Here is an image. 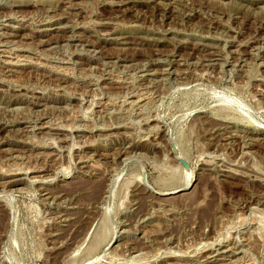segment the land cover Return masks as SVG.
<instances>
[{
	"label": "rangeland",
	"instance_id": "rangeland-1",
	"mask_svg": "<svg viewBox=\"0 0 264 264\" xmlns=\"http://www.w3.org/2000/svg\"><path fill=\"white\" fill-rule=\"evenodd\" d=\"M0 53V264H264V0H0Z\"/></svg>",
	"mask_w": 264,
	"mask_h": 264
},
{
	"label": "bare ground",
	"instance_id": "bare-ground-1",
	"mask_svg": "<svg viewBox=\"0 0 264 264\" xmlns=\"http://www.w3.org/2000/svg\"><path fill=\"white\" fill-rule=\"evenodd\" d=\"M1 54V53H0ZM1 58H3L2 59V61L4 60V63L5 62H7L8 63V60H9V58L10 57H8V55H6L5 53H3V54H1V56H0ZM19 61H17V62H15V63H18ZM14 62H13V59H12V62H10L9 61V64H13ZM14 65V64H13ZM140 100V99H139ZM138 100V101H139ZM140 102V101H139ZM157 127V126H156ZM251 140V139H250ZM95 167V166H94ZM183 167V166H182ZM188 167V166H187ZM185 170H187V168H185V167H183ZM190 177V176H189ZM190 182V181H189ZM189 185H190V183H188ZM183 186H185V185H183ZM187 186V185H186ZM184 189V188H183ZM161 190V189H160ZM163 192V191H162ZM161 191L160 192H157L159 195H164V194H169V193H174V192H176V191H168V192H163L162 193ZM5 198V197H4ZM99 202V201H98ZM95 205V204H94ZM97 205V204H96ZM57 217V216H56ZM114 237V236H113ZM225 240H226V238H225ZM111 242V241H110ZM219 242V241H218ZM221 242V241H220ZM108 243H109V241H108ZM110 244V243H109ZM97 245V244H96ZM95 245V246H96ZM92 248V247H91ZM90 249V248H89ZM90 250H92V249H90ZM93 250H94V246H93ZM91 252V251H90ZM93 252H95V251H93ZM238 252V251H237ZM92 253V252H91ZM98 254V253H97ZM129 256V255H128ZM89 258V257H88ZM110 258V257H109ZM115 258V257H114ZM104 259H108V256H107V258H104ZM110 260V259H109ZM96 258H92L89 262H88V264H101L103 261H101V263L99 262V260H97L96 262ZM133 261V260H132ZM104 264H107V263H104ZM109 264H111V263H109Z\"/></svg>",
	"mask_w": 264,
	"mask_h": 264
},
{
	"label": "water",
	"instance_id": "water-1",
	"mask_svg": "<svg viewBox=\"0 0 264 264\" xmlns=\"http://www.w3.org/2000/svg\"><path fill=\"white\" fill-rule=\"evenodd\" d=\"M179 161H180V163H181V165H182L183 167L187 168V163H186L185 160L180 159Z\"/></svg>",
	"mask_w": 264,
	"mask_h": 264
}]
</instances>
